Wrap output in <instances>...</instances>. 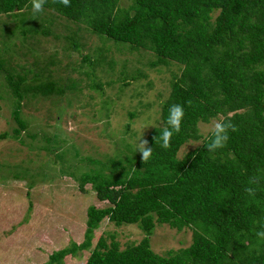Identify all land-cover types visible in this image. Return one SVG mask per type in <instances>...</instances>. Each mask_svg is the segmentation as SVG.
I'll list each match as a JSON object with an SVG mask.
<instances>
[{
    "label": "trees",
    "instance_id": "16d2710c",
    "mask_svg": "<svg viewBox=\"0 0 264 264\" xmlns=\"http://www.w3.org/2000/svg\"><path fill=\"white\" fill-rule=\"evenodd\" d=\"M121 1L70 0L65 7L59 0H46L43 9L117 47L150 52L152 68L174 64L180 73L172 74L169 95L161 103V125L145 139L144 147L152 149L148 160L122 142L113 158H81L79 176L68 174L80 192L90 187L98 205L86 211L82 243L53 252L42 264H64L65 258L84 251L89 252L85 264H264V240L256 235L264 228V0H127V6ZM32 3L0 0V72L16 123L12 134L3 133L0 140H20L27 126L20 118L26 97L61 99L69 93L71 100L82 91L81 79L54 80L50 74L49 80L33 84L39 79L27 82L12 67H4L5 59L10 62L19 51L15 39L22 44L32 35L48 33L38 18L27 16ZM4 18H11L12 24ZM75 35L66 39L69 49L79 52ZM101 50L94 61L82 57L87 68L71 69L87 77L88 87L97 91L101 86L93 82V67L105 60L106 49ZM56 64L50 60L48 65ZM175 104L184 108L181 129L163 147L162 133ZM134 118L129 114L130 122ZM213 119L230 121L235 131L229 129L223 148L210 151L209 135L200 134L199 125ZM125 127L127 133L130 123ZM199 141L200 146L179 157L185 145ZM42 150L51 152L48 147ZM73 154L79 156L77 150ZM62 155L55 157L63 161ZM88 165L94 167L88 170ZM15 168L13 180L25 182L27 169ZM105 220L116 227L136 225L144 236L124 249L114 236L110 243L99 237L91 249L94 232ZM156 225L177 232L190 229L191 244L165 255L155 253L150 237Z\"/></svg>",
    "mask_w": 264,
    "mask_h": 264
},
{
    "label": "rangeland",
    "instance_id": "374dc122",
    "mask_svg": "<svg viewBox=\"0 0 264 264\" xmlns=\"http://www.w3.org/2000/svg\"><path fill=\"white\" fill-rule=\"evenodd\" d=\"M121 5L129 3L122 0ZM27 16L38 18L39 27L46 26L48 33L46 36L32 35L22 44L15 39V50L19 51L10 62L5 59L4 67H12L14 73L24 75L27 82L39 79L33 84L49 80L50 74L54 80L65 76L81 79L82 91L71 100L69 93L61 99L26 97L21 103L20 118L27 126L20 140L12 137L0 140V264H42L53 252L71 243H82L86 211L98 202L89 186H86V193L80 192L78 184L68 174L79 176L77 167L81 158H113L121 151L122 142L135 148L140 138L145 141L150 131L161 125V103L169 95L172 74L180 73L174 64L168 68H152L149 62L154 57L150 52L117 47L91 34L83 25L77 27L51 11L43 9L35 13L31 8ZM4 20L12 24L11 18ZM73 34L81 47L79 52L69 49L66 37ZM102 48L106 49L105 60L93 67L95 79L91 78L101 86V91H97L88 87L87 77L71 69L77 70L80 65L87 68L81 62L82 57L89 56L94 61L95 54L103 51ZM22 51L28 55L22 56ZM50 60L57 64L48 65ZM138 74L141 77L132 82L130 77ZM3 92L8 91L0 72V135L6 132L11 135L16 128L12 118L14 106L12 99ZM131 113L135 118L130 122ZM216 120L219 119L200 124V134L207 136L205 127ZM128 122L130 127L125 133ZM200 144L201 141L185 145L179 157ZM44 147L51 152L43 151ZM73 150H77L80 157L73 156ZM59 155L63 161L56 159ZM17 166L27 169L29 178L25 182L13 180ZM68 167L70 171H66ZM30 180L34 183L31 188L27 185ZM112 236L124 249L127 245L138 244L144 235L136 225L116 227L105 220L94 232L91 249L99 237L110 243ZM191 238L190 229L177 232L166 225H156L150 244L155 253L165 255L168 251L188 247ZM88 255V251L79 252L73 258H65L64 264H85Z\"/></svg>",
    "mask_w": 264,
    "mask_h": 264
},
{
    "label": "clouds",
    "instance_id": "9594fccd",
    "mask_svg": "<svg viewBox=\"0 0 264 264\" xmlns=\"http://www.w3.org/2000/svg\"><path fill=\"white\" fill-rule=\"evenodd\" d=\"M46 0H33L32 7L35 13H39L43 10V5ZM59 2L68 7L70 0H59ZM184 118V108L179 104L172 105L169 108L168 117L166 120V127L162 133V146L168 147L171 137L174 133H178L181 129V124ZM229 129L235 131V127L228 120H216L210 127L206 126L205 131L209 135V143L207 145L210 151L223 148L229 139ZM147 141H142L141 138L138 141L134 151H138L142 155V160H148L152 155V149H146L144 145ZM257 237L264 240V228L257 231Z\"/></svg>",
    "mask_w": 264,
    "mask_h": 264
}]
</instances>
